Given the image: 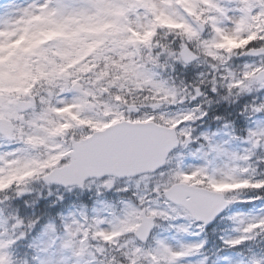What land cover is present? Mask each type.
Instances as JSON below:
<instances>
[{"label":"snow or ice","instance_id":"1","mask_svg":"<svg viewBox=\"0 0 264 264\" xmlns=\"http://www.w3.org/2000/svg\"><path fill=\"white\" fill-rule=\"evenodd\" d=\"M0 264H264V0H0Z\"/></svg>","mask_w":264,"mask_h":264}]
</instances>
